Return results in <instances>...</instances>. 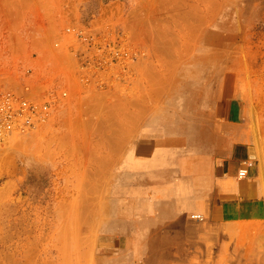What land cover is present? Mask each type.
Returning a JSON list of instances; mask_svg holds the SVG:
<instances>
[{"label": "rangeland", "instance_id": "obj_1", "mask_svg": "<svg viewBox=\"0 0 264 264\" xmlns=\"http://www.w3.org/2000/svg\"><path fill=\"white\" fill-rule=\"evenodd\" d=\"M30 79L68 93L0 137V264H264V0H0V92ZM231 126L258 216L213 222L188 203Z\"/></svg>", "mask_w": 264, "mask_h": 264}, {"label": "crops", "instance_id": "obj_2", "mask_svg": "<svg viewBox=\"0 0 264 264\" xmlns=\"http://www.w3.org/2000/svg\"><path fill=\"white\" fill-rule=\"evenodd\" d=\"M138 108V104H135ZM152 125V120L150 121ZM233 126L225 136V141L220 147L217 146L210 158L214 161V168L210 175L209 192L197 191L194 198L188 203L196 210L208 212L210 220L231 221L238 218H255L253 213L257 205L256 195L258 182L253 168L249 169L247 177L238 179V170L245 160H249V149L242 144L234 142ZM131 163V162H130ZM132 167V163L130 164ZM155 172L161 173V169ZM199 192V193H198ZM201 213V212H200ZM180 217L179 214L168 215L166 220ZM264 220V196L261 180V221ZM170 231L162 232V237H169ZM262 237V235H261Z\"/></svg>", "mask_w": 264, "mask_h": 264}, {"label": "built area", "instance_id": "obj_3", "mask_svg": "<svg viewBox=\"0 0 264 264\" xmlns=\"http://www.w3.org/2000/svg\"><path fill=\"white\" fill-rule=\"evenodd\" d=\"M67 32L74 36V42L90 44L94 41L93 37L75 27H68ZM68 43L73 44L70 41ZM72 60L75 70H70L69 66L66 67L65 63H62L59 64L60 72L82 74L83 69L87 67V60L77 54L73 55ZM29 76L32 74L28 69L26 77ZM27 81L20 89L8 88L0 92V137L14 131L24 132L33 129L38 124L47 121L57 105L67 96V89L58 81H54L47 89L40 91L33 90V85L30 83L32 79ZM252 165L253 162L250 159L245 160L238 170V177L241 179L247 177ZM190 217L199 221L204 219L201 213H192Z\"/></svg>", "mask_w": 264, "mask_h": 264}, {"label": "bare ground", "instance_id": "obj_4", "mask_svg": "<svg viewBox=\"0 0 264 264\" xmlns=\"http://www.w3.org/2000/svg\"><path fill=\"white\" fill-rule=\"evenodd\" d=\"M66 55H67V54H66ZM72 79H73V78H72ZM73 81H74V80H73ZM72 83H73V82H72ZM74 83H75V82H74ZM72 85H73V84H72ZM72 85H71V86H72ZM74 87H75V86H74ZM76 88H77V86H76ZM78 103H79V102H78ZM72 147H73V146H72ZM116 149H117V148H116ZM115 153H116V152H115ZM99 173H100V172H99ZM101 173H102V172H101ZM95 174H96V172H95ZM106 174H107V173H106ZM98 176H99V175H98ZM103 177H104V176H103ZM106 177H107V176H106ZM96 180H97V179H96ZM98 180H99V179H98ZM87 182H88V181H87ZM90 183H92V182H90ZM104 183H105V182H104ZM90 185H91V184H90ZM93 185H94V184H93ZM93 185H92L91 187H93ZM98 186H99V185H98ZM102 186H103V185H102ZM88 187H89V186H88ZM94 187H95V186H94ZM82 188H84V186L81 187V189H82ZM98 188H99V187H98ZM104 188H105V187H104ZM89 189H90V187H89ZM92 189L94 190V189H97V188L95 187V188H92ZM90 190H91V189H90ZM98 190H99V189H98ZM100 190H101V188H100ZM82 191H84V190H82ZM87 192H88V190H87ZM89 192H92L91 194H94V193H95V191H89ZM89 192H88V193H89ZM98 192H99V191H98ZM84 193H85V191H84ZM84 193H82V194H84ZM85 194H86L85 196H87V193H85ZM89 194H90V193H89ZM95 194H96V193H95ZM99 194H100V193H99ZM88 196H91V195H88ZM98 196H99V195H98ZM86 198L88 199V197H86ZM87 199H86V200H87ZM83 208H84V207H83ZM82 212H83V211H82Z\"/></svg>", "mask_w": 264, "mask_h": 264}]
</instances>
